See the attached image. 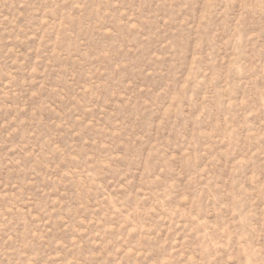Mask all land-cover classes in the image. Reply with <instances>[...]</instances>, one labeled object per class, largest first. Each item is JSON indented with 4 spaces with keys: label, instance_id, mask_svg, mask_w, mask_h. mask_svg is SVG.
<instances>
[{
    "label": "rangeland",
    "instance_id": "obj_1",
    "mask_svg": "<svg viewBox=\"0 0 264 264\" xmlns=\"http://www.w3.org/2000/svg\"><path fill=\"white\" fill-rule=\"evenodd\" d=\"M0 264H264V0H0Z\"/></svg>",
    "mask_w": 264,
    "mask_h": 264
}]
</instances>
